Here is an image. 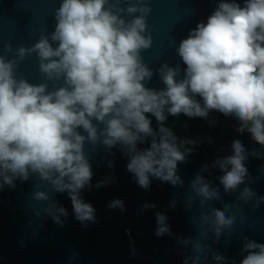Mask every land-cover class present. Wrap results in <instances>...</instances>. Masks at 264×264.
I'll return each instance as SVG.
<instances>
[{
	"label": "clouds",
	"instance_id": "clouds-1",
	"mask_svg": "<svg viewBox=\"0 0 264 264\" xmlns=\"http://www.w3.org/2000/svg\"><path fill=\"white\" fill-rule=\"evenodd\" d=\"M151 13L150 0H60L50 34H41L30 47L3 45L0 189L14 188L15 179L28 181L35 176L39 183L31 194L33 200L42 204L53 199V193L67 192L75 219L95 222V209L80 196L91 186L93 175L86 144L93 151L98 145L126 149L127 171L142 188L149 187L150 177L183 186L177 167L185 162L186 152L164 126L166 112L201 118L219 112L235 118L236 130L247 131L264 147V0H219L206 22H198L179 42L176 52L184 67L165 62L155 72L141 55L153 44ZM33 54L43 77L38 84L18 72L20 63ZM156 73L163 84L159 89L147 86ZM148 114L157 122L156 131ZM147 138L150 147L138 148ZM231 147L232 155L216 162L225 194L236 192L248 177L244 144L234 140ZM251 154L256 156V150ZM190 188L201 207L223 200L219 187L199 174ZM195 197L187 198L189 208ZM253 198L255 211L264 197H257L251 188L246 186L237 200L248 203ZM117 206L124 208L120 200L112 201L109 208ZM233 207L239 206L211 207L200 215V227L207 225L206 231L218 239L236 222V215L227 214ZM54 208L67 215L55 202L44 211L51 214ZM165 219L157 215L158 223ZM53 220L61 223L57 216ZM165 231L166 226L160 227L156 234ZM244 239L242 250L247 254L240 264H264V243ZM203 247L195 245L198 252Z\"/></svg>",
	"mask_w": 264,
	"mask_h": 264
}]
</instances>
